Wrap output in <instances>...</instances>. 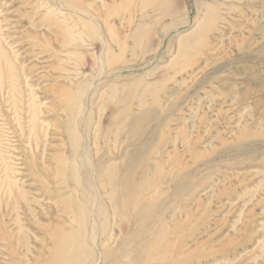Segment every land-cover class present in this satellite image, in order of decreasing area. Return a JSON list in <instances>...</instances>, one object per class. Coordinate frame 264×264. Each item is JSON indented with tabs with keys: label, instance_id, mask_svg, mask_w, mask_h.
<instances>
[{
	"label": "rangeland",
	"instance_id": "374dc122",
	"mask_svg": "<svg viewBox=\"0 0 264 264\" xmlns=\"http://www.w3.org/2000/svg\"><path fill=\"white\" fill-rule=\"evenodd\" d=\"M0 264H264V0H0Z\"/></svg>",
	"mask_w": 264,
	"mask_h": 264
}]
</instances>
